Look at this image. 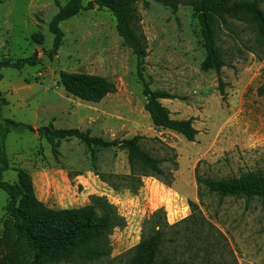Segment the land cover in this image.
<instances>
[{
  "label": "rangeland",
  "instance_id": "374dc122",
  "mask_svg": "<svg viewBox=\"0 0 264 264\" xmlns=\"http://www.w3.org/2000/svg\"><path fill=\"white\" fill-rule=\"evenodd\" d=\"M67 1L0 0V60L36 50L40 59L34 66L0 69V119L35 127L90 128L106 139L142 135L143 148L162 160L165 174L144 176L133 192L123 179L109 177L130 173L126 149L97 148L93 161L77 138L60 140L55 154L37 131L12 128L6 140L10 168L5 180L17 183L23 168L32 176L37 197L51 208L81 207L99 195L124 218V225L110 235L107 256L53 264H127L155 224L166 232L164 248L175 261L264 264V199L222 197L200 188L196 178L197 173L218 179L248 171L264 174V44L256 24L248 16L218 24L216 45L225 61L223 94L217 72L202 69L207 51L193 0H179L176 12L155 0L136 3L147 40L146 79L153 90L177 95L162 102L173 118L193 120L198 133L190 141L154 124L145 107L138 59L119 35L114 14L97 0H83L94 6L64 21L62 45L53 58L45 54L54 38L49 22ZM257 1L264 10V0ZM62 70L107 76L116 91L99 102L82 100L65 90ZM7 200L0 187V233Z\"/></svg>",
  "mask_w": 264,
  "mask_h": 264
},
{
  "label": "trees",
  "instance_id": "16d2710c",
  "mask_svg": "<svg viewBox=\"0 0 264 264\" xmlns=\"http://www.w3.org/2000/svg\"><path fill=\"white\" fill-rule=\"evenodd\" d=\"M139 0H97L101 7L108 8L116 18V28L124 43L128 45L138 59V75L147 98L146 109L150 112L154 124L183 134L188 140L196 138L198 130L193 120L176 119L162 99L176 98L177 95L166 90H153L145 76V63L148 55L146 36L140 27V14L136 8ZM169 6L174 12L179 9V0H155ZM191 5L197 12L204 37L206 57L202 62L205 71L215 70L219 78V88L224 94L225 81L222 67L225 65L223 54L216 45V31L220 22L227 18L248 16L257 26L260 41L264 44V10L257 0H193ZM83 0H68L59 5L57 13L49 22V31L53 34V45L44 50L53 58L63 43L65 32L61 24L85 9L92 8ZM36 50L30 56L15 60H0V69L11 67L22 69L40 62ZM3 74L0 71V80ZM60 81L65 90L82 100L99 102L107 94L116 91V84L107 76L82 71L62 70ZM12 128L37 131L53 146L59 154L58 143L63 139L77 138L90 150L93 161L96 149L122 148L127 150L130 173L124 176L110 174L109 177L123 179L126 186L137 192L143 185L144 176L162 177L165 174L162 160L151 155L143 148L142 135L128 139H106L93 135L90 128L54 127L34 125L15 119H0V187L8 194L5 206L7 216L0 233V264H53L60 262L94 261L110 253V235L116 227L124 225V218L106 197L93 195L90 202L77 208H51L40 200L36 193L31 174L26 169L18 170V182L4 179V172L10 168L6 148L7 135ZM100 174V173H99ZM106 178L104 174L100 175ZM200 188L225 196H243L247 199H264V174L248 171L230 178H212L196 175ZM116 187L117 183L112 181ZM194 208V202L190 203ZM166 232L158 224L152 232L145 235L133 248L127 264H186L175 261L164 248Z\"/></svg>",
  "mask_w": 264,
  "mask_h": 264
},
{
  "label": "water",
  "instance_id": "95a60500",
  "mask_svg": "<svg viewBox=\"0 0 264 264\" xmlns=\"http://www.w3.org/2000/svg\"><path fill=\"white\" fill-rule=\"evenodd\" d=\"M98 6H100V4H97Z\"/></svg>",
  "mask_w": 264,
  "mask_h": 264
}]
</instances>
